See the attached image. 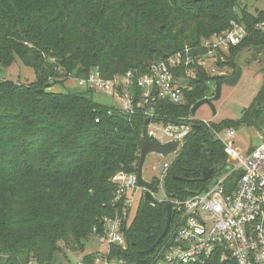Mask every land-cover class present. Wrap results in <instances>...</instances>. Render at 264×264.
Returning a JSON list of instances; mask_svg holds the SVG:
<instances>
[{"label":"trees","instance_id":"obj_1","mask_svg":"<svg viewBox=\"0 0 264 264\" xmlns=\"http://www.w3.org/2000/svg\"><path fill=\"white\" fill-rule=\"evenodd\" d=\"M242 0H0V64L15 57L35 73L33 82L0 80V264H53L65 252L85 251L101 233L112 204L117 173L134 174L145 117L128 116L100 105L91 91L54 92L70 77L85 78L97 68L105 79L138 69L140 74L168 56L188 49L192 59L207 53L201 41L227 31L231 21L246 37L227 54L219 53L229 76H211L194 67L184 103L156 102L163 124L187 120L189 133L165 171L162 185L170 199L204 191L227 167L224 146L213 132L257 127L264 116V84L236 122L218 126L193 121L190 111L213 96L216 81L232 77L244 52L264 65V10L250 14ZM254 59V60H253ZM184 69L181 71L183 72ZM262 81H264V70ZM209 83V84H208ZM264 129V126H263ZM212 138L213 143L210 142ZM210 180L200 183L203 171ZM193 182L181 183L175 178ZM153 185H159L155 179ZM192 193V194H191ZM152 204L154 206H152ZM163 202L140 200L122 231L127 264H154L151 248L164 230ZM204 264H220L207 260Z\"/></svg>","mask_w":264,"mask_h":264},{"label":"built area","instance_id":"obj_2","mask_svg":"<svg viewBox=\"0 0 264 264\" xmlns=\"http://www.w3.org/2000/svg\"><path fill=\"white\" fill-rule=\"evenodd\" d=\"M245 37L244 27L231 21L227 31L201 41L207 53L200 58L192 59L185 49L153 63L145 74L133 69L105 79L100 70L93 68L87 77L72 76L69 81L80 92L106 93L117 101L115 108L128 116L140 111L148 120L146 139L161 144L178 141L180 148L189 133L187 120L163 124L154 114L155 103H184V89L191 90L186 81L196 75L192 66L205 68L211 76L223 75L216 66L218 60L225 62L223 57L218 59L219 53L227 54L231 46L238 45ZM203 123L210 127L209 123ZM213 134L224 146L228 163L218 179L186 199L170 200L162 185L168 163L158 170L159 185H155L156 190L163 191L164 199L158 200L154 196L156 191H148L153 203L172 205L169 237L157 252L154 264H204L213 259L220 264H264V129L257 134V146L249 152H242L234 145L235 130ZM111 182L116 185L114 215L104 218L101 233L95 231L94 235L102 252L80 254L77 264H127L117 256V251L125 249L124 224L131 221L135 207L145 199L144 189L137 187L136 173H117Z\"/></svg>","mask_w":264,"mask_h":264},{"label":"rangeland","instance_id":"obj_3","mask_svg":"<svg viewBox=\"0 0 264 264\" xmlns=\"http://www.w3.org/2000/svg\"><path fill=\"white\" fill-rule=\"evenodd\" d=\"M241 7L247 10L250 14H254L255 11L264 10V0H242ZM260 29L264 32V23L260 25ZM253 54L250 51L244 52L242 57V62L238 63V67L242 68V75L237 83V85L223 86L221 93L217 102L213 103L214 115H212L211 109L207 105H202L192 116L193 121L197 122H207L214 126H218L223 121L236 122L241 118V113L244 109H247L249 105L253 102L257 93L261 90L264 81H262V72L264 70V65L260 64L261 58L258 57L254 63L247 65L245 63L248 59L251 61ZM248 60V61H249ZM262 63V62H261ZM230 69H221L223 72L222 76H229L231 72ZM0 80L11 81L15 84H24L26 82H33L35 80V73L31 68L23 66L22 63L15 57V60L4 66L0 64ZM54 92H71L78 90L73 82L71 83L69 79L65 81L63 86L56 85L52 88ZM214 93V87H212ZM90 97L93 101L99 103L103 106L117 107V101L112 100L106 93L102 92H92ZM264 113V111H263ZM264 126V116L262 123L257 127H250L249 129L240 128L236 131V136L234 138V145L240 149L242 152H249L254 146H257L258 139L257 134L259 131L263 130ZM174 154L163 159L157 155L147 156L144 167H143V178L146 181L154 182L158 170L163 167L164 164H168L173 160ZM228 164V163H227ZM222 176V175H221ZM219 177L214 175L212 181H215ZM155 198L158 200L164 199L163 191L157 189L154 194ZM134 217L132 215L131 219ZM85 251L82 254H93V252H102V249L98 247L96 238L93 236L89 238L85 243ZM80 253L72 254L70 251H66L65 255L57 256L53 264H77V258Z\"/></svg>","mask_w":264,"mask_h":264},{"label":"water","instance_id":"obj_4","mask_svg":"<svg viewBox=\"0 0 264 264\" xmlns=\"http://www.w3.org/2000/svg\"><path fill=\"white\" fill-rule=\"evenodd\" d=\"M242 75V68L237 67L235 74L226 79H221L216 81V85L214 87V94L212 97L209 98H203L201 101L196 103L193 108L190 111V115L194 116L195 112L202 106V105H207L212 112V115H214V110H213V103L217 102L219 99L221 89L223 86H230L233 87L237 85L240 77ZM148 123V120H145V125ZM183 126H186V124H182ZM210 142L213 143L212 138H210ZM139 160H138V167L136 171V181H137V187L144 189V197L148 201L154 202V199L150 195V193H153L156 191V186L153 185L152 182L146 181L143 178V167H144V162L147 158V156L150 155H157L160 158H167L171 156V154H176L179 151V142L178 141H172L166 142V143H156V142H151L148 139L145 138V136L142 134L140 137V144H139ZM212 174V170H205L202 173V176L200 179H198V182L203 183L208 180H210ZM175 180L181 182V183H187V182H193L189 179H187V174L184 176V178H175ZM150 193H149V192ZM192 194V193H191ZM165 212L166 214V221L164 225V230L161 233V235L157 238L156 242L154 245L149 248L146 251H142L140 254L148 255L152 254L157 247L160 245L161 241L165 238V236L168 234L169 231V225L171 223V218H172V205L171 204H165L164 205Z\"/></svg>","mask_w":264,"mask_h":264},{"label":"flooded vegetation","instance_id":"obj_5","mask_svg":"<svg viewBox=\"0 0 264 264\" xmlns=\"http://www.w3.org/2000/svg\"><path fill=\"white\" fill-rule=\"evenodd\" d=\"M186 175V174H185ZM189 176V174L187 173V177Z\"/></svg>","mask_w":264,"mask_h":264},{"label":"crops","instance_id":"obj_6","mask_svg":"<svg viewBox=\"0 0 264 264\" xmlns=\"http://www.w3.org/2000/svg\"><path fill=\"white\" fill-rule=\"evenodd\" d=\"M246 152V151H245Z\"/></svg>","mask_w":264,"mask_h":264}]
</instances>
